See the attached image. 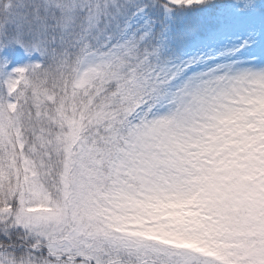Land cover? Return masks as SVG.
I'll return each instance as SVG.
<instances>
[{
    "label": "snow or ice",
    "instance_id": "snow-or-ice-1",
    "mask_svg": "<svg viewBox=\"0 0 264 264\" xmlns=\"http://www.w3.org/2000/svg\"><path fill=\"white\" fill-rule=\"evenodd\" d=\"M0 264H264V0H0Z\"/></svg>",
    "mask_w": 264,
    "mask_h": 264
}]
</instances>
